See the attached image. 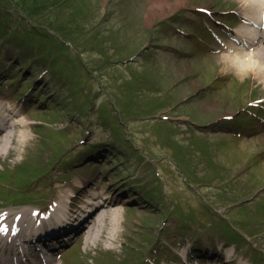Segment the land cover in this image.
Masks as SVG:
<instances>
[{
    "label": "rangeland",
    "instance_id": "1",
    "mask_svg": "<svg viewBox=\"0 0 264 264\" xmlns=\"http://www.w3.org/2000/svg\"><path fill=\"white\" fill-rule=\"evenodd\" d=\"M156 1L0 0V105L35 148L20 165L0 153V214L92 179L121 236L107 252L77 237L69 264H185L199 247L264 264V85L183 34L212 25L198 7L222 19L244 2Z\"/></svg>",
    "mask_w": 264,
    "mask_h": 264
},
{
    "label": "bare ground",
    "instance_id": "2",
    "mask_svg": "<svg viewBox=\"0 0 264 264\" xmlns=\"http://www.w3.org/2000/svg\"><path fill=\"white\" fill-rule=\"evenodd\" d=\"M185 1L187 0H175L174 4L176 8H181L185 5L184 4ZM241 1L244 2L243 8H245V10H247L248 12H253L254 14L258 13L259 0H241ZM166 5L169 6V2L167 0H159V1L157 0L155 2L154 8L157 7L159 10L163 12V9ZM155 14L160 15V13H157L156 11ZM249 32L252 33V30H250ZM258 38L260 40L262 39V43H264L262 36L259 35ZM253 39L256 38L253 37ZM252 58L258 59V63L255 65H251L249 63L243 64L242 61L245 62V59L242 58L240 55L224 56L222 60L226 61L227 65H229L230 68L235 69V71L239 75L246 76L247 74H253L255 77V81H257V83H261L264 85V47H258ZM246 62L249 61L246 60ZM13 111L14 110H11L9 108V110H6V112L2 117L0 116V121H1L0 153L5 151V153L8 156L14 157L15 163H17L16 165H20L21 163L20 160L24 157L28 158L29 153L33 154L35 152V148L34 145H32L33 138H31L30 133L27 132L26 130L18 129V126L23 127L22 124L24 123H21L22 119L17 120L14 123L17 124L16 125L17 127L14 129H11V125L9 127L5 125L6 124L5 121L9 120V116L14 113ZM19 157L21 159H17ZM25 163H29V162H25ZM76 192L77 190L74 189L71 192H69V194H66V196L68 197L65 196L62 197L63 200L62 202L67 204L68 203L67 200L69 198H72L74 194H76ZM104 198L105 201L103 203L106 206L105 208H109L110 207V205L108 204L110 202L109 200L111 199L113 200V198L111 197H104ZM89 202L90 201L88 200L86 203ZM93 205H98V204L94 203L92 204V206ZM92 206L86 207V205L79 204L76 207L75 204L73 208L72 205L70 204L67 205L65 209L67 210V213L70 212V214H67L63 222L56 224L54 227L50 228L45 234H42L43 238H38L41 240L39 245L46 243V241L61 242V244H64L67 241L66 234L78 230L81 234V239L82 236L85 235L83 236V239L86 247L98 248L100 251H104V252L113 249V246L119 241V237L121 236L120 226L122 225L121 214H123V211H121V209H114L112 212H109L108 210H102L100 209L102 208L100 204L98 205V207L93 206V209ZM91 211L92 213L88 214ZM114 215H115V220H111L112 219L111 217H113ZM6 218L12 220L11 215L6 216ZM80 223L81 226L77 227V225H79ZM13 224L14 221H11L10 223H8V226ZM7 227L3 226L2 229L3 228L5 229ZM29 229L33 232L35 231L33 230L34 228L32 226L29 227ZM29 229L26 230V234H29L30 232ZM110 230H112L111 233ZM6 234L8 237H10L11 235L13 237L16 236V232H14V230H11L9 228H7ZM34 239H36V237L31 239V241L33 242ZM32 242L26 244V246L29 248L32 247ZM61 244L58 243L57 245H55V247H52V249L56 250L57 249L56 247ZM107 247L111 249H105Z\"/></svg>",
    "mask_w": 264,
    "mask_h": 264
}]
</instances>
